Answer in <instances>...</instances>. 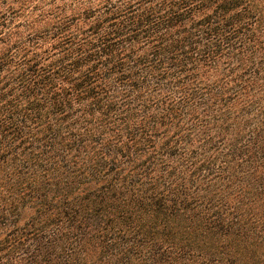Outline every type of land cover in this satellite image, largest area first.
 I'll return each mask as SVG.
<instances>
[{
    "label": "trees",
    "instance_id": "trees-1",
    "mask_svg": "<svg viewBox=\"0 0 264 264\" xmlns=\"http://www.w3.org/2000/svg\"><path fill=\"white\" fill-rule=\"evenodd\" d=\"M0 264H264V0H0Z\"/></svg>",
    "mask_w": 264,
    "mask_h": 264
}]
</instances>
